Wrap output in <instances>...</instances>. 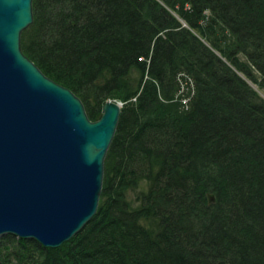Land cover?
Wrapping results in <instances>:
<instances>
[{
	"label": "trees",
	"instance_id": "1",
	"mask_svg": "<svg viewBox=\"0 0 264 264\" xmlns=\"http://www.w3.org/2000/svg\"><path fill=\"white\" fill-rule=\"evenodd\" d=\"M31 6L21 52L90 121L121 106L89 222L3 236L0 264H264V100L239 76L264 94V0Z\"/></svg>",
	"mask_w": 264,
	"mask_h": 264
},
{
	"label": "water",
	"instance_id": "2",
	"mask_svg": "<svg viewBox=\"0 0 264 264\" xmlns=\"http://www.w3.org/2000/svg\"><path fill=\"white\" fill-rule=\"evenodd\" d=\"M31 1L0 0V238L57 248L96 211L121 104L105 101L90 121L79 99L21 52Z\"/></svg>",
	"mask_w": 264,
	"mask_h": 264
},
{
	"label": "rangeland",
	"instance_id": "3",
	"mask_svg": "<svg viewBox=\"0 0 264 264\" xmlns=\"http://www.w3.org/2000/svg\"><path fill=\"white\" fill-rule=\"evenodd\" d=\"M217 55H218V54H217ZM238 74H239V73H238ZM239 76H240L242 79H244V80L247 82V84L250 85V86L252 87L253 90H255V91L257 92V94L260 96L261 99L264 100V94H263L260 90H258L257 87H256L255 85H253V84L250 83L248 80H246L245 77H244L243 75L239 74Z\"/></svg>",
	"mask_w": 264,
	"mask_h": 264
},
{
	"label": "bare ground",
	"instance_id": "4",
	"mask_svg": "<svg viewBox=\"0 0 264 264\" xmlns=\"http://www.w3.org/2000/svg\"><path fill=\"white\" fill-rule=\"evenodd\" d=\"M6 236H8V235H6Z\"/></svg>",
	"mask_w": 264,
	"mask_h": 264
}]
</instances>
